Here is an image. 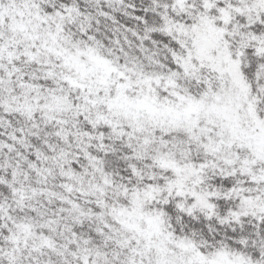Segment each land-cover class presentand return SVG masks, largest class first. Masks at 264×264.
Instances as JSON below:
<instances>
[{
    "label": "snow or ice",
    "instance_id": "1",
    "mask_svg": "<svg viewBox=\"0 0 264 264\" xmlns=\"http://www.w3.org/2000/svg\"><path fill=\"white\" fill-rule=\"evenodd\" d=\"M0 264H264V0H0Z\"/></svg>",
    "mask_w": 264,
    "mask_h": 264
}]
</instances>
